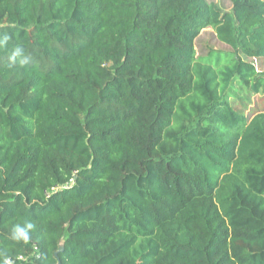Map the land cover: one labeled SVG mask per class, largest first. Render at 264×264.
<instances>
[{
	"label": "trees",
	"instance_id": "1",
	"mask_svg": "<svg viewBox=\"0 0 264 264\" xmlns=\"http://www.w3.org/2000/svg\"><path fill=\"white\" fill-rule=\"evenodd\" d=\"M232 3L0 0L2 256L264 264V111L229 98L264 94V0Z\"/></svg>",
	"mask_w": 264,
	"mask_h": 264
},
{
	"label": "rangeland",
	"instance_id": "2",
	"mask_svg": "<svg viewBox=\"0 0 264 264\" xmlns=\"http://www.w3.org/2000/svg\"><path fill=\"white\" fill-rule=\"evenodd\" d=\"M219 4L224 11H232V0H212ZM198 55H208L214 51L230 50L229 46L219 40L212 28L203 29L196 40ZM248 61L256 64L257 68L264 71V58L246 57ZM230 94L229 98L235 108L242 110L249 117L258 111H264V94L255 93L238 84Z\"/></svg>",
	"mask_w": 264,
	"mask_h": 264
},
{
	"label": "clouds",
	"instance_id": "3",
	"mask_svg": "<svg viewBox=\"0 0 264 264\" xmlns=\"http://www.w3.org/2000/svg\"><path fill=\"white\" fill-rule=\"evenodd\" d=\"M9 36L5 35L4 40L7 41ZM19 58V63L24 65L27 63V57L25 56L21 47H16L12 52L11 59L15 62ZM34 228L32 224H28L27 227L15 226L12 233V239L15 241L27 242L30 239V231ZM2 256V254H0ZM0 264H13L11 258L2 256L0 258Z\"/></svg>",
	"mask_w": 264,
	"mask_h": 264
},
{
	"label": "built area",
	"instance_id": "4",
	"mask_svg": "<svg viewBox=\"0 0 264 264\" xmlns=\"http://www.w3.org/2000/svg\"><path fill=\"white\" fill-rule=\"evenodd\" d=\"M34 248L35 250L37 249V245L36 243L34 244ZM38 255V253L35 251V255L34 256H29V255H18L14 258H11L13 261V264H24L25 261L30 260L35 258Z\"/></svg>",
	"mask_w": 264,
	"mask_h": 264
},
{
	"label": "water",
	"instance_id": "5",
	"mask_svg": "<svg viewBox=\"0 0 264 264\" xmlns=\"http://www.w3.org/2000/svg\"><path fill=\"white\" fill-rule=\"evenodd\" d=\"M62 249H63V247L60 250H62ZM57 254H58V252H57ZM59 264H61V263H59Z\"/></svg>",
	"mask_w": 264,
	"mask_h": 264
}]
</instances>
